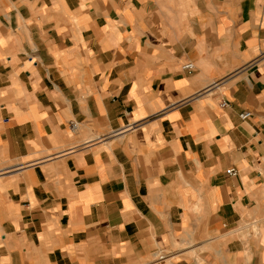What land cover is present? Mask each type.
Returning <instances> with one entry per match:
<instances>
[{
	"label": "crops",
	"instance_id": "1",
	"mask_svg": "<svg viewBox=\"0 0 264 264\" xmlns=\"http://www.w3.org/2000/svg\"><path fill=\"white\" fill-rule=\"evenodd\" d=\"M160 253L264 264V0H0V264Z\"/></svg>",
	"mask_w": 264,
	"mask_h": 264
},
{
	"label": "built area",
	"instance_id": "2",
	"mask_svg": "<svg viewBox=\"0 0 264 264\" xmlns=\"http://www.w3.org/2000/svg\"><path fill=\"white\" fill-rule=\"evenodd\" d=\"M194 65L192 63H187L184 67H183V70L186 71V72H193L194 71ZM223 107H226L227 106V103H223L222 104ZM252 117V113L250 112H244L240 115V119L242 121H247L249 119H251ZM71 128L72 130H77V125L72 123L71 125ZM229 176H232V177H236L238 175V172L235 170V169H230L227 173ZM169 260V256L165 253H160L158 254L157 258H156V263H167Z\"/></svg>",
	"mask_w": 264,
	"mask_h": 264
}]
</instances>
